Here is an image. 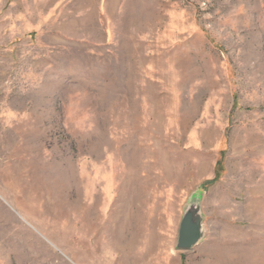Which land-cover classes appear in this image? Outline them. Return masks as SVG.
<instances>
[{
    "label": "rangeland",
    "instance_id": "374dc122",
    "mask_svg": "<svg viewBox=\"0 0 264 264\" xmlns=\"http://www.w3.org/2000/svg\"><path fill=\"white\" fill-rule=\"evenodd\" d=\"M0 264H264V0H0Z\"/></svg>",
    "mask_w": 264,
    "mask_h": 264
},
{
    "label": "water",
    "instance_id": "95a60500",
    "mask_svg": "<svg viewBox=\"0 0 264 264\" xmlns=\"http://www.w3.org/2000/svg\"><path fill=\"white\" fill-rule=\"evenodd\" d=\"M204 238L203 219L197 204L189 205L182 213L177 227L175 249L189 251Z\"/></svg>",
    "mask_w": 264,
    "mask_h": 264
}]
</instances>
